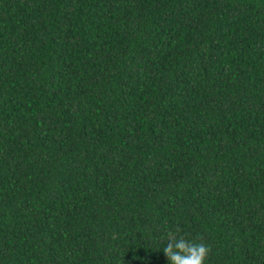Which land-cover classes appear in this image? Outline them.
Returning a JSON list of instances; mask_svg holds the SVG:
<instances>
[{"label":"trees","instance_id":"16d2710c","mask_svg":"<svg viewBox=\"0 0 264 264\" xmlns=\"http://www.w3.org/2000/svg\"><path fill=\"white\" fill-rule=\"evenodd\" d=\"M264 264V0H0V264Z\"/></svg>","mask_w":264,"mask_h":264},{"label":"clouds","instance_id":"9594fccd","mask_svg":"<svg viewBox=\"0 0 264 264\" xmlns=\"http://www.w3.org/2000/svg\"><path fill=\"white\" fill-rule=\"evenodd\" d=\"M179 227L175 231L167 232V246L163 252L170 261V264H205L210 252L211 246L204 243L202 237H195L192 240L178 235Z\"/></svg>","mask_w":264,"mask_h":264}]
</instances>
